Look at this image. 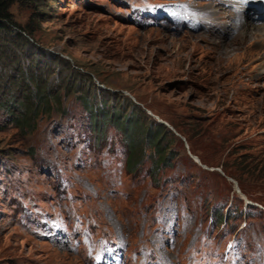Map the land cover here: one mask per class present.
Listing matches in <instances>:
<instances>
[{
  "label": "rangeland",
  "instance_id": "rangeland-1",
  "mask_svg": "<svg viewBox=\"0 0 264 264\" xmlns=\"http://www.w3.org/2000/svg\"><path fill=\"white\" fill-rule=\"evenodd\" d=\"M254 3L9 7L0 264H264V16Z\"/></svg>",
  "mask_w": 264,
  "mask_h": 264
},
{
  "label": "trees",
  "instance_id": "trees-1",
  "mask_svg": "<svg viewBox=\"0 0 264 264\" xmlns=\"http://www.w3.org/2000/svg\"><path fill=\"white\" fill-rule=\"evenodd\" d=\"M17 1H21V0H0V18H3L5 20L10 19L8 9L14 2H17ZM125 129H127L126 125H125Z\"/></svg>",
  "mask_w": 264,
  "mask_h": 264
},
{
  "label": "bare ground",
  "instance_id": "bare-ground-1",
  "mask_svg": "<svg viewBox=\"0 0 264 264\" xmlns=\"http://www.w3.org/2000/svg\"><path fill=\"white\" fill-rule=\"evenodd\" d=\"M255 5H259L258 6V8L257 7H254L256 10H257V12L263 17L264 16V0H261V2L259 3L257 0H255V3H254ZM254 4H252V5H254ZM218 5V4H217ZM260 5L262 6V7H260ZM225 9V8H224ZM221 10V9H220ZM238 16V15H237ZM193 157V156H192ZM194 158V157H193Z\"/></svg>",
  "mask_w": 264,
  "mask_h": 264
},
{
  "label": "water",
  "instance_id": "water-1",
  "mask_svg": "<svg viewBox=\"0 0 264 264\" xmlns=\"http://www.w3.org/2000/svg\"><path fill=\"white\" fill-rule=\"evenodd\" d=\"M249 204H252V203H250V202H248Z\"/></svg>",
  "mask_w": 264,
  "mask_h": 264
}]
</instances>
